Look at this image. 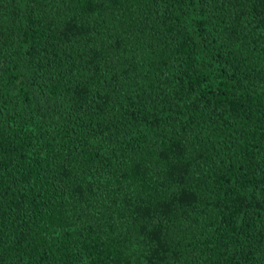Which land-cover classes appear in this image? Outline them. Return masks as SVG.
I'll return each mask as SVG.
<instances>
[{
  "label": "trees",
  "instance_id": "1",
  "mask_svg": "<svg viewBox=\"0 0 264 264\" xmlns=\"http://www.w3.org/2000/svg\"><path fill=\"white\" fill-rule=\"evenodd\" d=\"M0 264H264V0H0Z\"/></svg>",
  "mask_w": 264,
  "mask_h": 264
}]
</instances>
